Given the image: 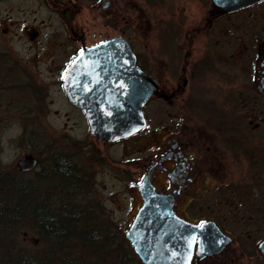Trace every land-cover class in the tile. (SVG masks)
<instances>
[{
	"label": "flooded vegetation",
	"instance_id": "flooded-vegetation-1",
	"mask_svg": "<svg viewBox=\"0 0 264 264\" xmlns=\"http://www.w3.org/2000/svg\"><path fill=\"white\" fill-rule=\"evenodd\" d=\"M203 2L189 13L177 0H0V124L22 125L40 141L22 150L12 174L60 187L57 163L68 160L78 183L116 161L130 175L103 226L85 230L101 252L96 264H147L127 236L145 206L141 231L160 236L157 264H264V0L230 11ZM114 37L129 42L155 87L142 106L145 126L111 141L91 135L65 82L83 49ZM92 81L77 86H114ZM66 123L86 125L78 154L68 149ZM26 153L35 165L21 170L16 161ZM145 179L157 196L142 195ZM85 214L90 222L93 213Z\"/></svg>",
	"mask_w": 264,
	"mask_h": 264
},
{
	"label": "water",
	"instance_id": "water-1",
	"mask_svg": "<svg viewBox=\"0 0 264 264\" xmlns=\"http://www.w3.org/2000/svg\"><path fill=\"white\" fill-rule=\"evenodd\" d=\"M212 1L223 11H230L259 0ZM96 76L99 83L103 79L104 84L111 85L114 82V86H108V90L97 91L78 88L77 84L81 79L83 83L92 84V79ZM67 78L65 89L68 99L74 104H80L86 111L91 135L113 141L131 136L145 126L142 106L155 87V78L136 68L135 54L127 40L114 37L83 49L69 68ZM94 94H103L105 102L97 105L84 102L93 98ZM16 165L21 170L31 169L35 165V158L26 153L19 157ZM140 187L144 197L158 195L148 179L143 180ZM147 213L146 206L138 211L127 236L132 240L136 253L147 264H157L160 236L157 233L141 231ZM188 263L189 259H186V264Z\"/></svg>",
	"mask_w": 264,
	"mask_h": 264
},
{
	"label": "trees",
	"instance_id": "trees-1",
	"mask_svg": "<svg viewBox=\"0 0 264 264\" xmlns=\"http://www.w3.org/2000/svg\"><path fill=\"white\" fill-rule=\"evenodd\" d=\"M57 167L58 173L66 177V184L61 186L64 194L58 201L54 200L55 204L60 203L55 210L47 203V197L32 195L34 190L24 184L20 176L0 168V264H78L73 261L71 252L78 253L75 256L80 259L79 264H90L94 256L99 259L101 252L90 247L95 242L82 231L91 225L86 224L88 218L84 217V210H72L70 196L78 184L74 169L68 160L58 162ZM29 221L39 241L57 254L37 257L17 248V231ZM71 237L76 239L73 243ZM76 244L85 251L75 249Z\"/></svg>",
	"mask_w": 264,
	"mask_h": 264
},
{
	"label": "rangeland",
	"instance_id": "rangeland-1",
	"mask_svg": "<svg viewBox=\"0 0 264 264\" xmlns=\"http://www.w3.org/2000/svg\"><path fill=\"white\" fill-rule=\"evenodd\" d=\"M167 1L169 0H164V3ZM203 3V0H177V4H183V8L189 13L199 10ZM149 108L150 110L152 109V111H150V115L152 118L153 116H155L154 102L150 104ZM150 120L153 121V118ZM47 125L48 127L50 126V124ZM65 125L67 133L71 135L72 137H70L74 140L70 142V144L68 145V149L70 147H73L74 151L77 153L76 149L78 148L77 146H79V144L78 142H76V140L79 141V138H84V135L87 131L86 125L83 123H66ZM38 139L39 138H37V136L33 137L32 135L28 136L27 133H22V125L18 126L14 124H0V166L3 167L8 173L12 174L14 172L15 159L21 154V152H23V149L25 150L28 148V144L30 141H39ZM40 140L43 141L42 139ZM113 149L115 157L118 158V160L122 159L120 155L122 144H116ZM74 160H76L75 157ZM83 160H85V158H83ZM124 166L125 164L123 163V161H116L113 169H109L104 164H102V166L98 167V171L93 174L92 178L88 177V173L84 172L80 181L81 183L75 185V188L73 189L75 191H73L70 196V198L72 199L70 201L73 202L72 210L77 209L84 210L85 213H93L94 215L92 214L91 221L88 222L87 220V225L91 223L94 224V227L97 226V228L103 226L102 218L106 217L105 212L108 211L107 208H110L111 205H113L112 196L115 194L122 195L121 191L123 190L124 178L130 176L127 173L128 171L124 169ZM17 176H20L23 180L33 179V182L29 183L32 186V188L30 189L34 190V194L32 195H37L39 197L43 195L47 197V203L51 205V208L53 210H55V208L60 205L59 202H57L58 204H55L54 200L56 199L58 201L59 198L64 194L63 191H61V186L53 188L45 186L43 187L40 185L36 186V175L34 173H27ZM85 176L88 178H84ZM113 210L115 211V208ZM114 213V218L120 216L117 212ZM84 217H86V214L84 215ZM85 221L86 220H84V222ZM85 230L86 229L83 228L82 231L86 233ZM24 232L26 234V237H24L23 235ZM32 237H35L37 239V242H33ZM75 240V237L70 238V241H72V243ZM76 246L77 247H75V249L85 251V248H83L82 246L80 247V245L78 244H76ZM17 248L27 251L29 254L37 257L47 255L48 253H51L52 255L57 254L56 251L51 252L52 248L39 241V236L34 228V225L30 221L17 231ZM71 253L74 255L73 258L71 257L73 261L78 264L81 263L80 259L75 256L78 255V253ZM84 254L85 252L83 253V255ZM96 258L97 257L94 256L92 259L94 263L90 262V264H96Z\"/></svg>",
	"mask_w": 264,
	"mask_h": 264
}]
</instances>
